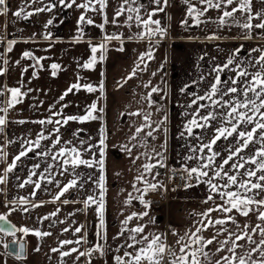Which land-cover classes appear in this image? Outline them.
<instances>
[{
  "label": "crops",
  "instance_id": "1",
  "mask_svg": "<svg viewBox=\"0 0 264 264\" xmlns=\"http://www.w3.org/2000/svg\"><path fill=\"white\" fill-rule=\"evenodd\" d=\"M80 2L82 0H77V3ZM121 2L122 0H109L107 8L104 10L107 13L109 23L105 25L103 32L100 28L96 27V25L103 22L102 13L87 12L86 18H92L94 24L79 25V28L83 29L81 34L78 30V19L84 10L77 9L75 6L73 8L63 7L59 4V0H43V3L37 0L35 4H32L31 0H7L10 11L6 15H0V37H3V42L0 43V55H3L10 62L7 75L0 77V85L6 84L8 87H20V83L18 82L22 81L24 84L23 91L33 89V91L29 92L23 98L22 103L16 105L9 112L8 119L10 121L44 119L50 115L49 108L52 105H55V108L52 109L55 111L60 109L62 105L67 104L68 107L63 108L65 115H84L88 107L94 102H98V107L104 108L103 118L100 120L86 121L84 123L70 121L67 126L61 128V132L63 133L61 144L64 141L71 140L72 144L69 147L76 146L79 148L81 147V142H84L83 147L85 148L90 145H95L92 148V153H95L97 158H99L98 149L101 148L99 144L101 128L104 129V135H106L105 143L107 147L103 149L105 152V187L107 189L104 215L108 241L105 246V255L101 257L96 253L94 257H91V264H115L113 259L114 255H123L124 251L121 249L119 253L114 252L116 246L123 242L124 237L113 239L120 231L123 219L133 211L140 212L145 210L144 206L136 199H133L129 205H125L129 194L133 197L140 195L133 188L132 185L134 183H136L137 188H144L143 184L135 180L136 176L139 175L137 168L145 162L157 164V167L152 170V173L146 175L147 180L155 183H160L164 174V167H159L157 160L149 161L145 157H141L140 160L133 164V157L146 150L150 151V149L143 147L133 148L131 156L123 150L122 145L128 144L131 147L132 144L136 143V141L130 142V137L135 132V127L142 123L140 117L128 115V113L143 108L145 111H151L153 113L152 119L154 121L162 120L167 115L166 138L162 133L157 132L154 134L156 139L147 138L148 144L154 145L158 151H161L160 146L166 139L167 151L164 153L165 157L169 155L172 162L183 167L186 163L189 167L194 166L195 161H185L184 157L189 155L188 146L196 145L198 141L187 137V134H185V137L180 136L184 123L191 119V116H186L185 112L190 113L194 111V108L188 109L185 107L194 98L190 93L203 95L216 75L211 70L217 65L222 66L226 63L235 49H242L236 59H243L247 63L249 60H253L259 56V53L252 52V49L264 48V30L255 29L252 32V39H241L238 37L243 35V30L237 24L229 22L228 25L218 27L217 24L210 22L197 25L195 20L187 17V6L183 3V0H169L170 7L165 9V12L158 13L153 19H159L161 26L169 30L171 39L173 40V43H171L173 46H190L192 49V61H197V65L189 69L173 68L178 64L176 61L177 57H175L176 54L172 49V72L170 75L171 79L168 81L166 73L162 70L164 59V53L161 49L162 40L160 39V42L155 44L156 38L154 37L152 49L155 59L146 61L148 63L146 71L138 72L136 77L124 83L125 78L135 66L139 54L147 51L150 45L147 39H128L129 36L142 31V29L136 26L135 19L133 21H126L127 12L119 18V23L123 26L116 27L111 23L114 11L120 6ZM49 3L56 4L57 6L52 11L36 13L28 19L16 18L13 15L21 5H24L26 11L33 12L35 8L44 7ZM137 5L142 6L141 16H144L145 10L150 11L155 8L153 0H137V4L132 5V7H136ZM260 8H264V4H260L258 0H253V11ZM219 15L217 11L210 10L201 19L211 18V20H216ZM133 16H135V13H133ZM237 16L241 17V22H243L242 15L237 13ZM184 19H188L187 25L182 24ZM48 20H52L51 25H47ZM253 23H256V21H253ZM129 24L131 25L130 28L128 27ZM113 33L123 34L124 50L117 51L116 49L121 46V42L119 40H112L108 43L106 59L103 62H100L98 59L94 69L81 67L92 55L91 46L101 43L105 34ZM214 33L222 37V39L208 40L207 37ZM48 34H50L51 38L45 39V35ZM78 35L81 36L79 42L75 39ZM8 40L16 41L11 52L7 51L6 45ZM25 51H30L35 57L41 58L40 64L43 67H31L36 61L23 58ZM96 55L99 57L100 52H97ZM181 57L185 61L184 64L187 65V55L183 53ZM191 58L189 57L190 60ZM16 61H20V64L16 65ZM53 63L61 66L60 69L56 70V76L52 75L53 69L51 65ZM190 66L191 64H189ZM23 67H28V71L21 75ZM231 67H235V65ZM250 70L255 71L256 69ZM153 72L157 74L153 76ZM33 73H35V76ZM234 75L235 73L225 69L221 74V79L222 81L230 83L229 77ZM201 76L204 77L202 82L199 80ZM78 77L81 79L78 80ZM148 81H151L152 86H158L163 91L151 93L150 88L146 89L143 87V84ZM77 82L81 85L92 84L97 87L103 82L104 98H100L99 91L88 92L84 88H81L79 91L74 89L63 101H60V96L72 84ZM120 84H123V87H120ZM185 86L190 87H187L184 92H181L180 90L185 88ZM149 93H151V101L141 99ZM3 99H6V97L0 96V100ZM149 103H152L151 108L149 107ZM201 103L208 102L202 101ZM206 111L208 109L202 110L201 114H204ZM42 127L34 123H25L23 125L10 123L7 125L5 129L6 136L0 135V142H3L5 139L14 141V143L8 145L6 148L9 154V163L20 148L18 138L29 137L34 139L36 133ZM73 132H78V134L74 136ZM210 133L211 130L209 129L205 135L207 136ZM200 134V129H194V136ZM143 135L144 133H141V136ZM48 143V141H43L42 145ZM59 147L58 145L57 148ZM215 150L221 153V157L226 155L218 144L215 146ZM39 151L37 149L36 153ZM92 153H85V158H88ZM47 162L48 158L34 153H29V158H22V161L18 162V167L14 173L9 174L8 184L6 186L0 185V188H6V195L0 194V213H6L8 211L3 206L6 200H16L23 196L32 200L33 203L43 202V206L38 208H33L29 204V211L27 213L14 212L8 216V220L16 227L27 226L40 231L51 232L52 235L40 239L30 234L32 236L30 241L24 239L27 246V258L18 261L15 258V254L11 257L3 255L0 256V264H4L5 261L7 264H61L60 253H53L51 249L58 248L60 240H75L79 235L84 234L74 235L72 231L63 232V229L66 227L74 229L77 226L85 225L88 243L83 246L76 244L65 246L62 250H67L70 247H78L80 251H84L85 249L93 247L98 242L95 233L98 230L99 221L97 213L94 211V206L87 211H77V209H82L83 205L72 202L82 201L85 192H92L94 186L91 182L84 185V190L77 192L75 189H72L64 197H61V201L68 199L70 201L68 204H64L61 201L53 202L54 196L60 190L55 186V183L47 184L41 181V188L36 191L34 200L31 196L33 186L26 185L24 188L17 186L27 179L32 165L40 164V168L36 170L39 174L44 171ZM217 162H219V158ZM4 167L5 165L0 164V169ZM53 171L55 172L57 169H53ZM76 172L82 175L84 179H88L91 176L92 180H96L101 174L97 167L86 168L81 166L76 169ZM72 178L73 176L68 173L62 176L56 175L55 177L56 180L61 182V187ZM32 179L36 180L38 177H33ZM99 191L98 188L95 189L97 198ZM207 194V186L203 183L179 192L175 196L177 207L174 210L170 231L164 213L155 210L151 206L148 211L154 223L149 224L145 232L162 233L165 239L168 240L169 233L175 231L178 233L177 241L179 236H183L188 229H194L193 224L198 217L193 218L191 214L200 213L210 206V203H203ZM16 207L19 208L20 205L17 204ZM57 210L59 211L56 216L50 215L53 212H57ZM70 213H74V215H70ZM216 215L218 214L213 213V216ZM44 216H49L50 219L43 220L42 223L38 222L39 218ZM238 219L241 222L244 220L242 217H238ZM249 219L254 220L255 217H249ZM147 220L148 217H145L143 221L133 220L128 227H134L137 223H146ZM60 221H64V223H60ZM212 231L214 229H209L208 232ZM0 234L4 233L0 232ZM204 234H207V232H204ZM7 237H5V242L10 243L13 241V237L10 235H7ZM38 246L40 251L36 252L35 248ZM4 251L3 247H0V253ZM77 255L78 253H73L71 256L65 257L64 264H87L88 257H80L79 260H76L75 257Z\"/></svg>",
  "mask_w": 264,
  "mask_h": 264
},
{
  "label": "snow or ice",
  "instance_id": "2",
  "mask_svg": "<svg viewBox=\"0 0 264 264\" xmlns=\"http://www.w3.org/2000/svg\"><path fill=\"white\" fill-rule=\"evenodd\" d=\"M260 4H264V0H258ZM32 4L37 3V0H31ZM43 3V0H40ZM109 0H82L77 3V0H59V4L66 8L83 9L84 12L78 19V30L82 34L83 29L79 28V25L94 24L92 18H86V14L89 11L100 12L103 14V22L96 25L103 32L105 25L109 23L107 13L104 11L108 6ZM155 8L152 10H145L144 16L140 15L141 5L132 7L137 4V0H122L119 7L114 11L111 23L116 27H121L119 18L128 13L126 21H133L135 19L136 26L141 28L142 31L135 33L128 37V39L143 40L147 39L150 47L147 51L140 53L138 59L133 67L132 71L125 78L124 83L137 76L138 72H144L148 68L146 61L155 59L152 49L153 38L155 37V44L160 42V39L164 38L168 34V29L161 26L159 19H153L158 13L165 12V9L170 7L169 0H153ZM183 3L187 6V17L195 20L197 25L202 23H215L217 26L228 25L229 22L237 24L242 30L243 35L241 39H252V32L255 29L264 30V8H260L253 11V0H183ZM57 5L49 3L44 7L35 8L33 12L26 11L24 5H21L13 15L16 18L28 19L30 16L36 13H43L45 11H52ZM98 6V7H97ZM127 6V7H126ZM210 10L217 11L220 15L216 20L201 19L205 17ZM10 11L7 0H0V15H6ZM135 13V16H133ZM240 13L243 18L237 16ZM146 17V18H145ZM171 18V17H169ZM256 21V23H253ZM52 20L47 21V25H51ZM182 24L187 25L188 19H184ZM46 25V26H47ZM130 28L131 25L129 24ZM45 39H50V34L45 35ZM76 41L79 42L81 36L78 35ZM208 40L222 39L215 33L207 37ZM112 40H119L121 46L116 49L117 51H123L124 37L122 33L105 34L103 40L98 45L91 46L90 59L81 65L85 69H94L98 59L103 62L106 59V53L108 51V43ZM3 42V37H0V43ZM15 40L7 41V51L11 52L15 45ZM91 44V42L89 41ZM241 48H237L233 51L227 62L222 66L217 65L211 70L216 75L213 81L209 84L207 91L203 95H196L190 93L194 98L185 107L193 109L192 112H185L186 116H191V119L187 120L183 129L180 132L181 137H191L198 141L196 145H189V155L184 157L185 161H195V165L189 167L187 163L184 168L180 170L183 174L181 180L184 181L182 187L185 189L198 186L203 183L207 186V196L203 200L204 204L210 206L200 213H192L195 219L193 227L188 229L183 236H179L176 243L180 245L179 254L166 243L164 234L145 232L146 227L149 224L154 223L152 217L149 216L148 209L151 207V201L146 200L145 197L149 192H155L158 190L166 191L165 186L162 183L151 182L146 179V175L151 174L152 170L157 167V164L151 162L142 163L137 172L135 180L138 183L144 185L143 189L137 188L136 183L132 186L140 193V195L133 197L129 194L128 199L125 201V205H129L133 199L139 200L144 206L143 211L131 212L122 221V227L117 235L113 239H119L124 237L122 243L118 244L114 249V252L119 253L123 249V255H114L113 259L115 264H264V48H254L252 52H258L259 56L253 60H249L247 63L243 59L237 60L240 55ZM97 52H100L97 57ZM23 58H29L35 60L36 63L31 67L37 66L43 67L40 64L41 58L35 57L32 52L25 51ZM203 59V57H201ZM9 60L3 55H0V77L6 76L8 73ZM16 65L20 64V61L15 62ZM235 65V67H231ZM53 69L52 75L56 76V70L60 69L59 64L53 63L51 65ZM225 69L235 73L234 76L229 77L230 83L222 81L221 74ZM250 69H256L251 71ZM28 71V67H23L21 75ZM157 73L153 72L155 76ZM211 74V73H210ZM35 76V73H33ZM81 79L78 77V80ZM200 82L204 80V77L199 78ZM20 87H8L6 84L0 85V96H5L6 99L0 100V135L6 136L5 129L10 123L25 124L34 123L43 126L40 131L35 135V138L19 137L18 141L20 148L18 152L12 157L11 162H8V152L6 148L8 145L14 143L10 139H5L0 142V164L5 165L3 169H0V185L6 186L9 182V174L14 173L18 167V162L22 161V158H29V153L38 154L41 157L48 158V162L42 173L36 171L40 168V164L32 165L27 179L17 186L24 188L26 185L33 186L31 196L34 200L36 191L41 188V181L47 184L55 183V186L59 188V192L53 198V202L61 201V197H64L70 190L75 189L77 192L84 190V185L88 183L93 184V190L91 193L85 192L84 199L82 201H72L73 203H81L82 209L77 211H87L93 208L98 216V230L95 235L98 238V242L91 248L80 251L78 247H70L67 250H62L65 246L69 245H81L88 243L87 229L85 225H80L74 229L64 228L63 232L72 231L74 235H79L77 239H63L59 241L58 248H52L53 253L59 252L61 258V264H64V258L71 256L73 253H78L75 257L79 260L80 257H88L87 264H91V257L93 253H97L103 257L105 255L108 237L105 225V210L106 201L105 195L107 189L105 187V152L103 149L107 147L106 135H104V129L101 128V138L99 144L101 146L98 149L99 158L95 153H92V148L95 145L83 147L71 146V140L64 141L61 144L63 133L61 128L67 126L70 121L84 123L86 121L100 120L103 118L104 108L98 107V102L92 103L84 115H65L63 108L68 107L67 104L62 105L60 109L53 111L55 105L50 106V115L44 119H38L34 121L16 120L10 121L8 114L13 110L16 105L23 102V98L28 95L33 89L23 91L24 84L22 81ZM123 87V84H120ZM146 89H151V93H159L163 89L158 86H152L151 81L143 84ZM187 87L182 88L180 91L184 92ZM84 88L88 92L99 91L104 93V84L101 82L98 87L92 84L80 83L72 84L59 98L63 101L65 97L73 92V90L79 91ZM151 93L147 96H143L142 100L151 101ZM167 95V93H165ZM101 98H104L103 95ZM208 103H201V102ZM149 107H152V103H149ZM208 109V111L202 113V110ZM159 110V109H158ZM140 117L142 123L135 127V132L130 137L131 141H136L130 147L128 144L122 145L124 151L128 152L131 156L133 148L143 147L150 149V151L141 152L132 158L133 164L140 160L141 157H145L147 160H157L159 167H166L165 155L167 151V141L160 146L162 149L158 151L154 145H150L147 142V138L156 139L154 135L157 132L162 133L165 138L167 136L166 123L168 120L167 115L162 120L154 121L152 119L153 113L151 111H145L143 108L138 109L135 112L128 113ZM59 117V118H56ZM52 126V127H48ZM147 129V131H145ZM194 129H200L201 134L194 136ZM211 130L209 135H205L208 130ZM141 133H144L141 136ZM78 132H73L76 136ZM55 137V139H53ZM231 142L224 149L226 155L221 157V153L215 150V146L218 141ZM43 141H48V144H43ZM60 146L57 148V146ZM40 151L36 153V150ZM55 149V151H53ZM85 153H92L88 158H85ZM219 158V162H217ZM81 166L86 168L97 167L100 171V175L96 180H92L91 176L88 179L76 172V169ZM57 169V171H53ZM177 170L173 169L175 173ZM68 173L73 176L71 180L63 184L56 180V175H64ZM33 177L38 179L33 180ZM173 179L175 176L172 177ZM193 181L196 183L194 184ZM98 188L99 196L95 194V189ZM0 194L6 195V188H0ZM64 204H68L70 201L64 199L61 201ZM19 204L20 207H16ZM31 204L33 208L43 206V202L33 203L27 197H19L16 200H6L4 207L8 209L6 213H0V232H5L7 235L17 237V234L23 236L33 235L37 238L43 239L52 235L48 231H40L35 228H29L27 226L16 227L11 226L8 230L5 225L8 224V216L14 212L27 213L29 211L28 205ZM57 212H53L50 215L56 216ZM213 213L218 215L213 216ZM74 215V213H70ZM145 217H148L146 223H137L134 227H128L133 220L143 221ZM238 217L244 218L241 222ZM249 217H255L254 220H250ZM50 219L49 216L39 218L38 222ZM64 223V221H60ZM209 229H214V233L209 237L202 235L204 232H208ZM127 233V235H125ZM173 235H178L175 231ZM223 237V239H220ZM16 245H18V250ZM215 245L216 253H226L225 255L214 258V254L211 251H206L209 246ZM0 247L5 250L0 253V256L8 255L9 257L15 254V258L18 261L26 259V243L14 239L12 244L0 240ZM131 249V251H129ZM36 252L40 251L39 246L35 248ZM4 264H7L5 261Z\"/></svg>",
  "mask_w": 264,
  "mask_h": 264
},
{
  "label": "rangeland",
  "instance_id": "3",
  "mask_svg": "<svg viewBox=\"0 0 264 264\" xmlns=\"http://www.w3.org/2000/svg\"><path fill=\"white\" fill-rule=\"evenodd\" d=\"M171 38L172 37H171L170 32L168 30L167 36L161 39L163 41V42L161 41V44H162L161 49H162V51L164 53L163 67H162L163 69L162 70L166 73L168 81H170V79H171L170 75H171V72H172V61H171V51H172V49H173L174 53L176 54L175 57H177L176 61H177V64H178V65H176L173 68L189 69V68H194L195 65H197V61H194V60L192 61V58H191L192 49L190 48V46L189 47H185L184 45H174L173 46L171 44V43H173V40ZM183 53H185L187 55V59H188L187 65L184 64L185 61L181 57ZM189 57L191 58V60L189 59ZM189 64H191L190 67H189ZM102 95L103 94L100 93V95H99L100 98H101ZM230 142H231V140H229V141L221 140V141H218L217 144L220 145V147L224 150ZM168 161L172 162L170 160V158H169V155H166L165 163L168 162ZM173 163H175V162H173ZM175 164H177V163H175ZM178 166H180V165H178ZM181 167H183V166H181ZM195 183L196 182L194 181V184ZM175 201H174V203H172L169 212L162 211L164 213V215H165V219L167 221V226L169 227V231L171 229V223H172L173 216H174V210H176V207H177V202H175ZM191 230L195 231V228L191 229ZM172 233L173 232L169 233V235H168V242H169V245L177 252V254H179L180 245H178L176 243L177 235H173ZM213 233H214V231L207 232V234L202 233V235H204L205 237H209ZM5 237H7V235L0 234V240L5 241L6 240ZM220 239H223V237H220ZM206 251H211L214 254V258L226 254V253H216L215 252V245L209 246V248L206 249ZM204 264H207V262L204 261Z\"/></svg>",
  "mask_w": 264,
  "mask_h": 264
},
{
  "label": "built area",
  "instance_id": "4",
  "mask_svg": "<svg viewBox=\"0 0 264 264\" xmlns=\"http://www.w3.org/2000/svg\"><path fill=\"white\" fill-rule=\"evenodd\" d=\"M165 164L166 167H164V174L160 183L165 186L166 191L158 190L155 192H149L145 199L151 201V206L155 210L169 212L172 203L175 201V196L179 192L186 189L182 187L184 181L180 178L183 174L180 170H182L184 167L178 166L177 164L170 161L166 162ZM173 169L177 171L174 173ZM173 176H175L174 179L172 178ZM14 239L21 241L23 240V237L17 234V237H13V240ZM166 243L169 245L168 240H166ZM95 255L96 253H93L92 257Z\"/></svg>",
  "mask_w": 264,
  "mask_h": 264
},
{
  "label": "water",
  "instance_id": "5",
  "mask_svg": "<svg viewBox=\"0 0 264 264\" xmlns=\"http://www.w3.org/2000/svg\"><path fill=\"white\" fill-rule=\"evenodd\" d=\"M8 222H9V223L6 224L5 227H6L8 230H10V229H11V226L14 225V224L11 223L9 220H8ZM2 233L6 234L5 232H2ZM10 236H11V235H10ZM21 242H24V241H21ZM24 243H25V242H24ZM9 244L11 245L12 242H10ZM16 247H17V250H18V245H16Z\"/></svg>",
  "mask_w": 264,
  "mask_h": 264
},
{
  "label": "trees",
  "instance_id": "6",
  "mask_svg": "<svg viewBox=\"0 0 264 264\" xmlns=\"http://www.w3.org/2000/svg\"><path fill=\"white\" fill-rule=\"evenodd\" d=\"M31 238H32V236H30V235L24 237V239L27 240V241H30Z\"/></svg>",
  "mask_w": 264,
  "mask_h": 264
}]
</instances>
